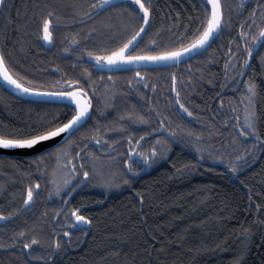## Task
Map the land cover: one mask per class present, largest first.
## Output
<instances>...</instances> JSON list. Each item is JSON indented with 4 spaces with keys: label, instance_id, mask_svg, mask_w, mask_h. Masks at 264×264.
Listing matches in <instances>:
<instances>
[{
    "label": "trees",
    "instance_id": "1",
    "mask_svg": "<svg viewBox=\"0 0 264 264\" xmlns=\"http://www.w3.org/2000/svg\"><path fill=\"white\" fill-rule=\"evenodd\" d=\"M41 2L43 0H10V10L0 14V49L5 53L12 52L13 63L22 72L38 80L51 81L60 78L56 66L64 71H72L67 58L63 56L68 39L79 33L81 48L84 44L82 36L94 26L93 21L82 17H77L82 23H70L71 17L75 15L73 5L86 10V5L92 0H49L50 3L67 5L59 9L67 19L54 28L53 50L44 46L31 27L26 26L30 23L33 6ZM226 2L235 4L237 0ZM257 2L245 0L247 8L239 15L233 14L230 31L218 37L201 55L175 68L147 70L150 73L148 88H144L142 82L137 88L130 89L127 80L134 72L111 73L119 77L114 85H98L100 99L94 101L92 109L95 119L89 120L85 128L81 129L85 137L78 140V147L74 146L85 158L83 161L77 159V165L84 162L88 170L91 171L95 166L97 172L103 171L105 174L125 167L123 160L127 158L128 145L124 137L127 133L121 132L116 122L125 110L133 108L144 113L151 104L160 112V116H156L153 111L151 126L132 125L128 129L137 138L144 131L150 132L151 127H159L158 121L164 119L168 127L176 128L179 125L183 128L180 135L186 139L183 142L174 141L169 154L140 172L130 186L120 184L119 187L105 188L99 183L98 177L87 179V185L71 197L64 212L70 214L73 207L82 209V214L92 220L90 234L85 246L79 250L84 235L82 232L68 231L72 234L73 243L67 245L66 251L62 250V255H56L57 264H234L242 254V264H264V150L257 146L255 154L249 152L244 155L252 147L254 138L237 139L239 130L235 128L236 116L243 123L244 103H247L246 100L241 103L242 97L246 95L244 81L251 79L257 91L254 102L257 129L264 136V74L259 65L264 47L258 48L252 57V67L246 69L244 76L226 79L224 67V54L228 52L229 40L237 35L241 21L249 17L251 8ZM193 3L198 6V0H153L154 19L149 31L161 25L165 30L171 25L172 31H177V27L182 31L189 16L196 14ZM5 16L10 17V20ZM87 46L91 45L87 43ZM137 47H142V44ZM243 58H237V65ZM172 71L177 73L181 97L192 109L193 116H188L178 106L173 107L169 103L174 93L171 92V80L167 73ZM106 73L94 72V78L103 75L106 81L109 75ZM190 74L191 80L188 79ZM153 82L157 84L155 90L151 88ZM106 91L115 92L114 108H104L103 100L109 98L105 95ZM20 104L24 105L22 112H19ZM37 105L16 102L0 88V121L10 126L22 127L38 117H45V114L49 117V114H55L58 106L40 105L37 110ZM177 110L181 112L180 116L176 115ZM125 119H128L127 116ZM226 120L228 123H225ZM93 127L100 128V143L92 139ZM105 128L111 130L105 131ZM187 129H191L196 136L189 137ZM79 135L76 134L77 137ZM155 135L146 137L140 147L150 148ZM196 137H200L199 147L205 150L203 159H200L194 146ZM111 141L117 143L109 148ZM237 156L243 159L236 161L237 172L233 173L229 161H235ZM215 157L224 159L221 161ZM4 162L9 168L5 175L20 178L10 164V159L0 158V165ZM22 165L32 173L31 162ZM184 166L189 171L185 172ZM53 167L54 162H49L47 170L41 172L44 177L40 180L44 181L39 182L36 203L28 212L11 220V230L5 234V242L13 228L25 227L26 222L27 226H31L32 221L41 218L44 232L51 233L49 225L53 222L52 217L65 202L54 192L50 195ZM62 176L59 173L57 179ZM78 177H73L75 183L72 187L75 189L83 180L82 171L78 172ZM13 181V190L9 192V198L4 200L9 211H14L21 203V198H15L22 188L21 180ZM62 195L66 196L67 192L62 190ZM257 204L260 205L259 210ZM43 213L47 215L42 217ZM60 224L68 226L63 213L57 221V228ZM245 229L249 231L245 233ZM43 243L47 245L50 241L45 238ZM5 252L0 251V264H21L15 255Z\"/></svg>",
    "mask_w": 264,
    "mask_h": 264
},
{
    "label": "snow or ice",
    "instance_id": "2",
    "mask_svg": "<svg viewBox=\"0 0 264 264\" xmlns=\"http://www.w3.org/2000/svg\"><path fill=\"white\" fill-rule=\"evenodd\" d=\"M248 2L250 3L251 0ZM63 7H67V5L50 3L49 0H43V2L33 6L30 23L26 26L31 27L37 39L44 42V46L53 44L55 26L67 19L59 11ZM10 8V0H0V14L7 13ZM73 8L75 15L71 17L70 23L83 22L82 20L78 21L77 17L93 21L94 26L90 27L88 33L83 36V40L91 46L80 48V34L77 33L68 39V44L63 48V51L67 53L79 49L78 58L82 59L87 56L89 60L83 65H78L75 60L72 61L71 72L56 66L57 72L60 73L59 79L46 81L29 76L15 66L11 59V51L5 53L3 49H0V81H2L0 87L26 97H55L54 102L58 105L54 115L48 117L45 114V117H38L34 122L22 127L10 126L0 121V148L31 149L41 145L42 142H50L54 141V138H59L58 142L52 143L51 146L33 156L32 162L41 172L47 170L49 162H54L55 167L51 169L52 190L50 195L54 192L64 199L65 204L61 208L67 206L68 197L72 196L75 191V188L72 187L75 183L73 177L79 178V171H82L85 179H90L93 176L98 177L99 183L105 188L119 187L120 184L130 186L140 172L145 171L169 154L174 141L181 140L183 142L186 139L180 135V132L184 131L183 128L179 125L176 128L168 127L164 119L158 121L159 127H151L150 132L144 131L137 138L135 133L128 129L132 125L151 126L153 124V111H155L156 116H160V112L155 110L151 104L144 113L137 112L133 108L132 110H125L116 122L117 128L121 132L127 133L124 137L128 145L127 158L123 160L125 167L105 174L103 171L97 172L95 166L91 171L88 170L84 162L77 165L75 163L77 159L81 161L85 159L81 152L76 150V147H78V140L85 137V133L81 129L85 128L89 120L95 119L92 109L94 101L100 99L98 85L100 83H105L106 87L108 84L114 85L119 77L111 73L127 72L135 68L137 70L127 80L130 89L137 88L142 82L143 87L148 88L150 73L147 69L151 66L162 69L175 68L185 59L191 60L192 57L201 55L211 47L218 37L230 31L233 14L239 15L247 8V3L245 0H237L235 4L227 3L226 0H198V6L197 3L192 5L196 14L189 16L182 31L177 27L175 32L172 31L171 25L167 30L161 25V27L149 31L154 19L153 0H92L86 5V10H81L79 5H73ZM258 12L259 16H257ZM5 18L10 20V17L5 16ZM178 23L179 21H177ZM141 44L142 47H137ZM228 44V52L224 54L226 57L225 77L229 79L237 75L244 76L246 69L252 67L251 59L254 56V50L264 47V0H258L255 6L251 8L249 17L241 21L237 35L229 40ZM73 45L76 46L75 49H73ZM233 45H235V49H233ZM239 56L244 58L237 65L236 60ZM259 65L261 73L264 74V54L259 57ZM188 67L190 69L191 64ZM90 68L101 73L108 71L110 74L106 81L103 75L94 78V71H90ZM77 69L79 70L77 71ZM141 69H145V71H141ZM157 75L159 76L160 73ZM167 76L170 77V89L174 93L169 103L173 107L178 106V109L187 113L188 116H193L192 109L181 97L177 73L172 71L167 73ZM191 78L190 74L188 79L191 80ZM234 82L238 83V81ZM244 83L246 84V95L242 97L241 103H244L245 100L247 103H244L243 123H240V117L236 116L235 128L239 130L237 139L241 137L254 138L252 147L244 154L247 155L249 152L255 154L257 146L264 150V136L257 129L254 103L257 95L256 84L251 79L244 81ZM151 88L155 90L157 84L151 83ZM105 95L109 98L103 100L104 108H114L115 92L106 91ZM33 103H37V101H33ZM179 110L176 111L177 116L181 115ZM97 111L100 110L97 109ZM233 111L235 112L236 109L233 108ZM125 116H127V120ZM225 123L228 121L226 120ZM97 124H99L98 120ZM104 130L109 131L111 129L105 128ZM92 132L94 133L92 139L100 143V128L93 127ZM187 132L189 137L196 136L191 129H187ZM77 133H80L79 137L76 136ZM153 134L156 135L151 147L141 148L144 139ZM199 140L200 137H196L194 146L200 159H203L205 150L199 147ZM115 143L117 141H111L108 147L112 148V144ZM215 159L222 161L224 158L215 157ZM242 159V156H237L235 161H229L230 170L233 173L237 172L236 161ZM13 167L21 178V203L14 211L8 213L0 211V221H4L6 224L31 209L40 188L38 181L33 182L31 180L32 174L27 169L20 165H13ZM184 170L187 172L189 168L184 166ZM59 173L63 174L61 179H57ZM25 177L28 178L26 181ZM84 182L85 180L80 181L81 184ZM62 190L67 192L66 196L62 195ZM251 199L249 196V200ZM256 207L257 210L260 209L259 204ZM61 208L56 209V215L52 217L53 222L49 225L50 234L44 232L42 218L32 221L31 226H27L26 222L25 227L12 229L8 240L0 243V249L15 255L21 264H33V262L57 264L56 255H62V250L66 251L67 245L73 243L70 232H63V237L68 238L64 240L60 231L57 230V220L61 216ZM46 215L47 213H43L42 217ZM63 217L64 222L68 223L69 227L87 235L86 226L91 225L92 220L82 214V209L73 207L70 214L63 212ZM59 227L63 228L64 225L60 224ZM6 230L4 226H0V234ZM248 231L245 229V233ZM45 238L50 241L47 245L43 243ZM17 245H20L18 252L16 250ZM242 261L243 254L234 264H242Z\"/></svg>",
    "mask_w": 264,
    "mask_h": 264
},
{
    "label": "flooded vegetation",
    "instance_id": "3",
    "mask_svg": "<svg viewBox=\"0 0 264 264\" xmlns=\"http://www.w3.org/2000/svg\"><path fill=\"white\" fill-rule=\"evenodd\" d=\"M84 36V35H83ZM82 36V37H83ZM49 46V49H51V50H53V45H48ZM85 46H87V42H85L84 41V44H83V46L81 47V48H83V47H85ZM73 47V49H75L76 48V46L75 45H73L72 46ZM55 51V50H54ZM133 51H135V49L133 50ZM78 53H79V49H76L75 51H70V52H65V53H63V56L64 57H66L67 58V61H68V66L69 67H71V64H72V61H76V63L78 64V65H83V64H85L87 61H88V57L86 56H84L82 59H79L78 58ZM72 68V67H71ZM91 69V68H90ZM92 71H94L93 69H91ZM136 70H133V71H127V72H135ZM141 71H144V70H141ZM95 73H100V72H98V71H94ZM121 73H126V72H119V73H115V74H121ZM106 74H110V73H106ZM15 100H16V102H25V101H21V100H18V99H16V98H14ZM27 103H29V104H37V103H30V102H27ZM40 105H48V104H38L37 105V107H36V109L37 110H39V108H38V106H40ZM23 106L24 105H22V104H20V109H19V112H22V110H23ZM52 115H54V113H51V114H49V117L50 116H52ZM1 158V157H0ZM33 158V157H32ZM32 158H26V159H17V158H1V159H10V164H12V166L13 165H20V166H22L23 167V165L22 164H27V163H29V162H31L32 163V165H33V171H32V175H34V177H31V180L33 181V182H41V181H44V180H40L41 178H43L44 177V175L41 173V171H38L37 170V168H36V166H35V164L32 162ZM11 166V167H12ZM9 168H8V166H7V164H5V162L4 163H2L1 165H0V211H2V212H4V213H8V212H10L8 209H6V207H5V205H4V200H5V198H9V192L10 191H12L13 189H12V185L15 183L13 180H21V178H13L12 176L11 177H7L6 175H5V172L8 170ZM45 172V171H44ZM3 174V175H2ZM25 180H27L28 178L27 177H25L24 178ZM21 191V190H20ZM20 191H18L17 193H18V195H16L15 196V198L16 199H20L21 197H20ZM69 202V201H68ZM64 204H65V202H64ZM65 208L66 207H63L62 209H61V212L63 213L64 212V210H65ZM63 210V211H62ZM62 213H61V215H62ZM61 217V216H60ZM59 217V218H60ZM59 220V219H58ZM57 220V221H58ZM12 222V221H11ZM10 225H12V223H10ZM0 226H4L7 230L3 233V234H0V243H2V242H5V234L6 233H8L11 229L9 228V223H7L6 224V222H4V221H2V223L0 224ZM61 229H65V230H67V231H71L70 229H69V226H65V227H63V228H60V227H58L57 228V230L59 231L60 230V232H63ZM63 234L61 233V236H62ZM65 240V239H64ZM18 248H20V245H18L17 246Z\"/></svg>",
    "mask_w": 264,
    "mask_h": 264
},
{
    "label": "water",
    "instance_id": "4",
    "mask_svg": "<svg viewBox=\"0 0 264 264\" xmlns=\"http://www.w3.org/2000/svg\"><path fill=\"white\" fill-rule=\"evenodd\" d=\"M134 50V49H133ZM258 50L254 51V56L256 55ZM205 52V51H204ZM253 56V57H254ZM197 56L192 57V59H194ZM191 59V60H192ZM190 60L185 59L181 64L186 63ZM252 62V59H251ZM180 64V65H181ZM158 70V69H162V68H158L155 66H151L149 69L147 70ZM133 70H137L135 68H132L131 71ZM141 70H145V69H141ZM108 72V71H107ZM119 72H125V71H118V72H113V73H119ZM0 84H2V81H0ZM5 92H7L9 95L13 96L14 98L21 100V101H25V102H30L33 103V101H37V104H48V105H57L54 101L56 100L55 97H51V96H40V97H26L24 95H18V94H14L12 93L10 90H8L7 88H3L1 87ZM59 138H54V141H50V142H42L41 145L39 146H34L31 149H27V148H17V149H3L0 148V157L2 158H22V159H26V158H32L33 156H35L37 153H39L42 150H45L47 147L51 146L52 143L54 142H58ZM83 180H85V182L83 184H81L79 187H77L75 189V191L72 193V196L68 197V201L71 199V197H73L79 190H81L83 187H85L87 185L88 180L85 179L83 177ZM63 211V210H62ZM62 213V212H61ZM2 223V221H0V224ZM69 229L71 231H75L74 229H72L71 227H69ZM86 230H87V235H85L83 237L81 246L79 248V250L84 246L86 239L88 238L90 231H91V226H86ZM66 239H68L66 237ZM1 250V249H0ZM78 250V251H79ZM4 251V250H1ZM33 263H37V262H33Z\"/></svg>",
    "mask_w": 264,
    "mask_h": 264
},
{
    "label": "bare ground",
    "instance_id": "5",
    "mask_svg": "<svg viewBox=\"0 0 264 264\" xmlns=\"http://www.w3.org/2000/svg\"><path fill=\"white\" fill-rule=\"evenodd\" d=\"M66 3H67V2H66ZM76 29H77V28H76ZM80 36H81V35H80ZM85 57H86V56H85ZM190 61H191V60H190ZM167 69H169V68H167ZM41 110H42V109H41ZM14 159H15V158H14ZM17 159H18V158H17ZM19 159H21V158H19ZM30 166H31V165H30ZM2 175H3V174H2ZM19 202H20V201H19ZM43 202H44V201H43ZM35 203H36V202H35ZM6 213H7V212H6ZM74 232H75V231H74ZM84 236H85V235H84ZM84 236H83V237H84ZM62 237H63V235H62ZM83 237H82V238H83ZM63 238H64L65 240H67L66 237H63ZM84 246H85V245H84ZM70 249H71V248H70ZM1 250H3V249H1ZM1 250H0V251H1ZM2 252H5V251H2ZM5 253H6V252H5Z\"/></svg>",
    "mask_w": 264,
    "mask_h": 264
}]
</instances>
